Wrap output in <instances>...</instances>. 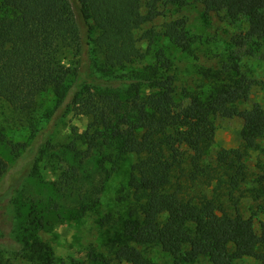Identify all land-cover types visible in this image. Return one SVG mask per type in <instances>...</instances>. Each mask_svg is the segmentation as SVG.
Returning a JSON list of instances; mask_svg holds the SVG:
<instances>
[{"label":"trees","instance_id":"16d2710c","mask_svg":"<svg viewBox=\"0 0 264 264\" xmlns=\"http://www.w3.org/2000/svg\"><path fill=\"white\" fill-rule=\"evenodd\" d=\"M158 1L151 0L143 14L141 0H0V102L31 116L42 95L53 91L58 98L48 124L34 126L29 141L5 142L16 162L9 166L0 157V204L31 171L37 154L53 147L47 127L72 107L91 119L81 136L86 151L75 142L66 147L83 156L80 164L95 150L102 171L108 164L118 170L121 161L135 158L117 197L125 218L115 222L109 213L100 221L116 230L108 237L103 264H194L202 258L211 264L245 258L264 264V220L258 218L264 216V175L252 190L256 215L245 218L237 205L226 204L249 181L245 160L264 140V110L245 116L240 148L220 149L208 162L216 119L240 116L239 105L249 100L254 85L237 58L219 69H198L193 84L182 83L180 69H172L160 51L155 67L132 83L129 102L121 97L120 81L95 74L92 42L107 74L146 57L136 32L158 18ZM172 2L180 8L198 3L207 14L222 13L231 22L245 19L248 31L238 46L264 47V0ZM163 36L182 52L192 53L196 43L183 19L167 24ZM67 52L72 62H64ZM4 138L0 135L1 142ZM81 175L78 165L64 173L67 184ZM96 204L92 197L82 203L80 215ZM26 223L20 257L30 264H55L52 247L35 233L46 226V215L31 212ZM0 264L9 263L0 259Z\"/></svg>","mask_w":264,"mask_h":264},{"label":"rangeland","instance_id":"374dc122","mask_svg":"<svg viewBox=\"0 0 264 264\" xmlns=\"http://www.w3.org/2000/svg\"><path fill=\"white\" fill-rule=\"evenodd\" d=\"M150 1L141 0L143 14L148 12ZM157 9L158 18L143 25L136 32L138 47L147 54L143 60L107 74L102 56L92 42L93 69L98 77L111 79L113 76L116 81H120L121 84L117 87L121 97L129 102L135 95L132 83L145 69L155 67L156 55L160 51H164L169 58L172 69H180L182 83L192 81L195 84L198 82V69H219L224 63H231L229 58H237L235 61L254 85L249 100L239 105L240 116L216 119L215 145L208 159V162H214L220 149L241 147L245 116L264 110V47L253 43L238 46L237 42L248 31V22L245 19L231 22L222 13L207 14L205 8L198 3L180 8L172 0H159ZM182 19L186 21L189 33L196 38L192 53L182 52L163 36L167 24ZM93 36H98L96 29ZM63 57L65 63L73 61L71 52ZM57 101L53 91L47 92L38 99L36 111L31 116L15 113L6 103L0 102V135L5 136L4 142L0 141V157L9 166H13L16 161L5 142L29 141L34 126L43 128L48 124ZM58 114L60 118L53 120L47 127L52 129L50 139L53 147L37 154L31 171L21 180L18 188L11 191L9 198L0 204V259L9 264H30L19 253L22 249L20 234L27 226L26 217L31 212L46 215V226L35 230V233L52 247L55 264H103L102 261L108 256V237L116 230L111 229L113 226L103 228L100 221L109 213L116 219L115 222L126 216L125 208L117 202V197L128 184L135 158L131 156L121 161L118 170H113V165L108 164L102 171L99 167V153L95 150L80 164L83 156L77 157L68 152L66 147L75 142L80 152L86 151L87 145L81 136L87 131L91 119L72 107L65 114L63 111ZM74 165L80 167L82 175L76 177L72 184H67L64 173ZM245 165L249 181L244 185L243 192H237L232 203L226 201V204L237 205L243 216L249 218L258 211V202L252 190L259 187L258 179L264 175V140L260 142L259 150L249 152ZM13 171L14 169L11 172ZM91 197L97 204L91 211L80 215L82 203ZM258 218L264 220L261 214ZM115 228L118 230L119 226ZM256 230L260 232L257 221ZM158 257L162 255L159 253ZM194 264L211 263L202 258ZM236 264L260 262L245 258Z\"/></svg>","mask_w":264,"mask_h":264}]
</instances>
